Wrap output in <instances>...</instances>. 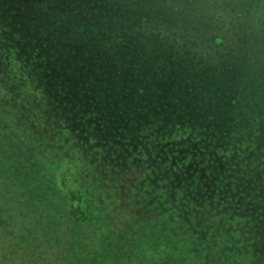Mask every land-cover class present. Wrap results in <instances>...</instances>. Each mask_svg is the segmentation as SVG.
<instances>
[{
  "label": "rangeland",
  "instance_id": "rangeland-1",
  "mask_svg": "<svg viewBox=\"0 0 264 264\" xmlns=\"http://www.w3.org/2000/svg\"><path fill=\"white\" fill-rule=\"evenodd\" d=\"M168 1L169 8L172 1ZM209 1L175 0L169 19L157 15V10L152 20H147L140 0H0V40L13 56L0 58V63L6 60L4 64H8L6 74L0 72V176L7 178L4 190L13 182L26 198L43 193L50 199L48 211L35 207L36 222H63L71 230L77 223L64 219L68 215L66 194L79 191L88 202L90 226L86 232L96 240V246H111L110 252L101 251L113 259L116 254L131 255L130 239L143 250L151 246V236L144 240L153 225L148 219L168 222L165 215L158 216L157 208L179 204V196L192 197L189 204L197 209L208 203L219 212L214 226L226 223L229 228L234 214L237 222L246 223L247 216L255 227L243 235L246 254L240 255L239 264H264V147L256 153L250 147L252 141L245 147L249 151L245 157L259 161L258 166L216 172L202 167L197 180L189 181L188 170L197 169L193 163L201 160L213 168L210 159L227 155L223 141L214 143V130L217 139L231 138L229 131H235L240 122L229 121L236 108L229 94L249 95L262 76L260 65L264 66L259 33L251 40L225 46L227 41L213 35L211 25L197 24L196 12L208 18ZM189 20L194 21L190 26ZM216 49L224 51L216 54ZM16 63L22 64L20 70ZM12 74L20 80L2 89V82ZM37 82L42 83L41 88ZM63 117L77 128V140L64 130ZM179 119L210 128L192 136L174 132L165 141L151 129L164 131ZM260 124L257 139L263 140L264 120ZM245 127L246 123L242 126L246 131ZM62 142H68L63 149L53 148ZM156 152L165 161L171 158L173 175L153 180L154 175L164 176L170 168L160 164L152 171V165L144 162ZM59 165H65L64 186L56 170ZM174 180L186 186L170 194L174 187L167 182ZM158 182L163 187L154 185ZM135 202L156 210L145 216ZM42 214L48 215L47 220ZM198 228L197 224L191 226L193 232L202 234ZM242 242L243 238L239 244ZM252 246L258 253L251 251ZM201 247L204 249L199 250ZM201 247L196 246L194 253L210 252L205 243ZM66 254L59 255L54 264H66ZM137 254L139 257L142 252ZM153 254L160 256L155 264L195 261H176L178 251L175 260L162 252Z\"/></svg>",
  "mask_w": 264,
  "mask_h": 264
},
{
  "label": "trees",
  "instance_id": "trees-1",
  "mask_svg": "<svg viewBox=\"0 0 264 264\" xmlns=\"http://www.w3.org/2000/svg\"><path fill=\"white\" fill-rule=\"evenodd\" d=\"M124 1L130 0H117L118 3ZM171 1L172 5L168 8V0H140L142 6L146 8L145 16L148 17L147 20H152V14H155V11L157 10V15L162 13L163 16H166V18L169 19L168 12L169 9H172L175 0H170V2ZM209 3L210 4L207 6V19L202 12H198L199 14L196 12V14L202 18V20H200L196 15L197 24L201 26L205 24L211 25L212 34H218L222 39L227 41L225 46H229L237 40H251L253 36H257L258 33L260 35L261 43L264 44V0H210ZM200 8H204V1L200 3ZM86 10L89 9L86 7ZM181 13L184 14L185 12L181 10ZM183 14L179 15V17H182ZM193 23V20L187 21L189 26ZM218 38L219 37L216 36L214 42H216V39ZM2 42L3 40L1 39L0 58L3 59L4 57L8 60L13 56L9 50L4 47ZM222 52L218 49L215 50L216 54H221ZM5 61L0 63L1 74L3 72L5 73L6 66L8 65L4 64ZM18 64L19 63L15 64V68L20 70L22 64H20V66H18ZM260 67L262 76L252 85L248 92L249 95L246 94L245 98H242L236 97L233 93L229 94L230 102L236 107L232 112V120L229 121L235 123L240 122V128L237 127L235 131H229L231 138L217 139V131L214 130L216 137L214 143L218 145V142L223 141L221 144L222 150L225 151L224 153H227V155L225 157L221 155L218 159H216V157L215 159H210L209 164H213V168L211 167L212 165H207L204 161L199 160L195 162L192 160L195 162L193 163V166L197 169L188 170L190 173L188 174L189 181L194 179L197 180L196 176L200 173L202 167L206 172H216L220 168L226 169L228 167L227 171H231L236 167L246 168L247 166L254 167L259 165V161L251 162L248 157H245V154L249 153L245 147L249 141H252L250 147L253 152L261 146L264 147V139H257L258 134L261 133L262 129L260 121L264 120V66L260 65ZM217 75H215L214 78H216ZM11 80L14 81L11 82ZM19 80L20 79H18L16 74H12L9 80L2 82L1 88L5 89L7 88L6 86L11 88ZM36 85L41 88L42 83L37 82ZM215 95L217 94L215 93ZM61 119L65 126L64 130L71 131V133L75 135L74 138L77 140V128L67 124L64 117ZM245 123L247 124V127H245V129L247 128L246 131L242 128ZM193 125L188 121L179 119V121H175L172 126L168 125L169 127L165 128L164 131L160 132L156 127L151 129L159 132L163 141H165L167 138L173 136L174 132L181 134L185 131L184 136H192L202 133L201 129L210 128L199 124L195 126ZM126 135L128 134H125L124 136ZM156 136L160 137L158 135ZM65 143L68 142H62L59 145L53 146V148L55 150L63 149V144ZM254 143H256V145ZM212 154H214V152ZM257 154L261 156L259 151ZM157 155H159L158 152L153 153L151 154V158L144 160L145 163L152 165V171H154V169L156 170L160 164L170 165V168L164 176L154 175L155 177L153 176V180L165 179L168 175H173L172 172L174 171H171V158H169L170 160L165 161L166 159L159 158ZM53 156L57 157V154L54 153ZM42 170L43 168L39 169V173H41ZM56 170L59 172L61 183L64 186V174H62V172L65 170V165L57 166ZM150 179H152V177H150ZM6 181L7 178H2V176H0V264H54L59 255L66 253V264H155L157 260H160V256L153 254V252H162L166 258L175 260L177 258L175 256L176 251L180 253L179 258H177L176 261L186 262L188 258H192L195 260L194 262H190L192 264H239L240 255L243 258L244 254H246V252H243L244 249L246 250V241L243 235L249 230V228L255 227L253 223L251 224L247 216L246 220L248 222H237V214H234L232 218H229V220L232 221L229 228H226V223L221 224L219 227L214 226L215 217L219 215V212L213 210V206L211 207L210 204L206 203L208 206H202L199 207L200 209H197L195 204H189L192 197L186 198L179 196V204H170L169 206H164L162 208L158 207L159 209L157 208L158 216H161L160 218L165 215L164 219H167L168 221L166 224H158L159 221L155 222L152 219L147 218L148 222L153 225H150V232L144 230L146 232L144 240L149 239V236H151V246L143 250L141 249L140 243L136 246L137 243L132 241L133 239H130V243H132L131 247L133 248L131 255H126L125 252L122 256L116 254L114 255V258L111 259L109 255L101 251L102 249H106L110 252L109 249H111V246L104 247L105 243L96 246V240L90 237L92 235L86 232V226H90L88 225V211L86 210L88 202L81 196L79 191L72 192L71 190H68L66 194L68 198V215H65L64 219L69 218L74 223H77V225H73L70 230V228L63 222H59L56 225L41 223L40 221L36 222V215L34 212L35 207L43 206L41 209L44 212L48 211L50 199L45 198L46 194L43 193H39L40 195L38 198H35L34 195L26 198V195H22L24 192H22L19 187L17 188L13 182L9 183L10 188H8V190H4L2 184ZM175 182L177 181L174 180L172 182H167V185L174 187V190H169L170 194L171 192H180L184 190V187L186 186V183H183L182 181H179V183L177 182V184ZM154 185L163 187L161 182ZM135 204H139V202H135ZM139 208L145 216L149 212L156 210L155 207L151 209L143 208L140 204ZM165 211H170L171 213L164 214ZM201 211L205 212V214H201ZM199 214H201V216ZM42 215L44 216L43 219L47 220L48 215ZM221 219L224 218L221 217ZM84 222L87 225H85ZM195 222L199 227L196 230H199L202 234H198L197 231L193 232L191 230V226H193V224L196 225ZM80 223L83 225H79ZM101 227L104 230L106 224ZM69 230L70 232L65 234V231ZM72 232H74L73 235ZM189 232H191L193 236H190ZM224 232H229V235L226 236ZM241 238H243L244 242L239 244ZM259 239L258 236V240ZM204 243L205 249L210 250V252L207 255L195 254L196 246L201 247ZM89 247L92 250H89ZM153 249H156L157 251H154ZM203 249L204 247L199 248V250ZM250 249L251 251L258 253V250L254 246ZM94 250H96L95 253ZM263 250L264 249L261 248V252H263ZM49 251H52V254H50ZM139 251L142 252V255L138 257L137 253ZM243 263L245 262L243 261L242 264Z\"/></svg>",
  "mask_w": 264,
  "mask_h": 264
},
{
  "label": "flooded vegetation",
  "instance_id": "flooded-vegetation-1",
  "mask_svg": "<svg viewBox=\"0 0 264 264\" xmlns=\"http://www.w3.org/2000/svg\"><path fill=\"white\" fill-rule=\"evenodd\" d=\"M140 27V26H139ZM141 28V27H140ZM121 41H119L118 43H117V45L120 43Z\"/></svg>",
  "mask_w": 264,
  "mask_h": 264
}]
</instances>
